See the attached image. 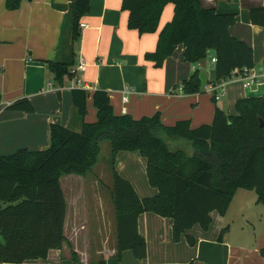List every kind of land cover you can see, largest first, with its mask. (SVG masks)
Wrapping results in <instances>:
<instances>
[{"label":"crops","instance_id":"0c3cea01","mask_svg":"<svg viewBox=\"0 0 264 264\" xmlns=\"http://www.w3.org/2000/svg\"><path fill=\"white\" fill-rule=\"evenodd\" d=\"M88 1L90 9L80 18L78 36L73 40L70 0H23L16 9H8L6 0H0V155L20 148H48L52 123L80 131L84 122H95L98 118L93 115L97 112L93 94L98 90L109 95L116 114L138 119L159 113L164 125L189 120L194 128L212 123L217 106L237 115V100L264 97V80L251 87H245L239 79L228 80L219 100L206 92V86L215 78L214 50L190 63L184 59V46L178 45L162 65H156L148 55L156 52L161 31L174 18L173 2L165 4L156 31L140 33L129 27V11L123 9V0ZM201 2L205 8L237 14L230 31L253 47L254 68L263 73L264 27L251 22L250 9L264 5V0ZM83 23L85 27L81 26ZM47 60L71 63L75 76H64L59 82ZM83 61L85 70L78 68ZM196 70L202 79L200 92L181 91L179 86ZM76 81V88L89 93L87 105L95 108L92 120L82 118L73 104ZM126 88L131 91L127 102L123 100ZM23 97L33 103V112L8 108ZM160 136L173 150H192L185 139L166 132ZM113 166L132 183L140 197L158 193L149 183L147 160L139 151H119ZM92 170L86 175L71 173L60 177L67 203V240L62 248L50 249L46 258L0 264H264L260 253L264 246V204L257 202L255 190L244 188L236 190L225 215L212 211V223L207 230L196 224L179 241L172 238V218L153 212L140 214L138 228L147 242V256L135 258L131 250L119 255L111 194L113 172L105 186L91 181ZM226 225L229 231L219 241L220 231ZM188 235L195 238L194 244L188 241Z\"/></svg>","mask_w":264,"mask_h":264},{"label":"trees","instance_id":"16d2710c","mask_svg":"<svg viewBox=\"0 0 264 264\" xmlns=\"http://www.w3.org/2000/svg\"><path fill=\"white\" fill-rule=\"evenodd\" d=\"M23 0H6L8 9H16ZM30 1V0H29ZM167 2L176 11L173 20L160 33L158 48L148 55L162 65L178 45L184 46V59L195 63L216 53L215 78L219 83L237 69L254 67L253 47L232 35L236 13H220L202 6L201 0H123L129 11V27L140 33L154 32ZM90 9L88 0H70L73 40L78 36L80 18ZM250 19L264 27V5L250 9ZM61 82L73 78L71 63L47 60ZM184 91L200 92L202 79L196 70L184 81ZM88 91L72 90L78 114H87ZM2 95L0 93V102ZM97 109L95 122H84L80 131L59 123L50 126L51 145L43 150L20 148L0 155V262L21 263L46 258L50 249L62 248L67 203L60 184L66 174L86 175L97 164L101 143L109 141L112 162L119 151H139L147 160V176L158 189L153 196L140 197L132 183L113 167L111 194L116 212L118 253L131 250L138 259L147 256V242L138 228L144 212L173 219L172 238L179 241L187 229L199 224L207 230L212 211L225 215L237 189L255 190L257 202L264 204V97L249 96L236 102L237 115L217 106L212 123L191 127L189 120L164 125L161 115L134 118L116 114L109 95L93 94ZM9 109L33 112L27 98L12 102ZM261 120L263 126H261ZM161 132L191 143V152L173 150ZM229 225L218 236L223 241ZM188 241L195 238L188 235ZM264 257V246L260 249ZM77 254L73 252V257Z\"/></svg>","mask_w":264,"mask_h":264},{"label":"built area","instance_id":"2783aa9c","mask_svg":"<svg viewBox=\"0 0 264 264\" xmlns=\"http://www.w3.org/2000/svg\"><path fill=\"white\" fill-rule=\"evenodd\" d=\"M82 27H85L86 25L83 23L81 24ZM214 61H217V58L214 59ZM82 70L86 69V63L83 61L80 66L78 67ZM75 71V69H74ZM232 79H239L245 87H251L252 85L256 84L257 82L264 80V72L260 73L258 72L254 67H244L243 69H237L233 72V74L220 81L219 83H209L205 91L212 93L214 97L219 100L225 93V85L228 80ZM79 85L78 81L74 83V88H76ZM49 86H52L51 83H49ZM179 89L181 91H184V85L179 86ZM130 89H125L124 91V97L123 100L125 102L128 101V94L130 93ZM123 112H126L125 110Z\"/></svg>","mask_w":264,"mask_h":264},{"label":"rangeland","instance_id":"374dc122","mask_svg":"<svg viewBox=\"0 0 264 264\" xmlns=\"http://www.w3.org/2000/svg\"><path fill=\"white\" fill-rule=\"evenodd\" d=\"M218 102V101H217ZM95 111V108L91 106L90 108L87 105V114L86 117L87 119H91L97 117V112L96 114H93ZM94 117H93V115ZM188 143V141L186 140ZM111 145L109 141H103L101 144V153L98 159L97 164L93 167L92 172L90 173L89 177L91 181H95L97 183L99 181V184L101 185H109V178L111 173H112V153H111ZM92 231H94V227H91ZM234 264V263H233Z\"/></svg>","mask_w":264,"mask_h":264},{"label":"water","instance_id":"95a60500","mask_svg":"<svg viewBox=\"0 0 264 264\" xmlns=\"http://www.w3.org/2000/svg\"><path fill=\"white\" fill-rule=\"evenodd\" d=\"M261 126H263V121L261 120Z\"/></svg>","mask_w":264,"mask_h":264}]
</instances>
